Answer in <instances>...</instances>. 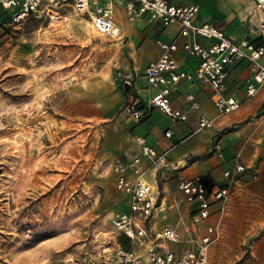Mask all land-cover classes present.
<instances>
[{
    "label": "rangeland",
    "instance_id": "1",
    "mask_svg": "<svg viewBox=\"0 0 264 264\" xmlns=\"http://www.w3.org/2000/svg\"><path fill=\"white\" fill-rule=\"evenodd\" d=\"M124 37L76 14L0 30V264H91L129 246L112 223L129 199L110 167L132 79ZM220 184L230 196L211 199L210 264H264V164ZM163 209L156 232L177 218Z\"/></svg>",
    "mask_w": 264,
    "mask_h": 264
},
{
    "label": "built area",
    "instance_id": "2",
    "mask_svg": "<svg viewBox=\"0 0 264 264\" xmlns=\"http://www.w3.org/2000/svg\"><path fill=\"white\" fill-rule=\"evenodd\" d=\"M118 3L129 21L148 16L151 22H159L164 27L179 25V36L186 38L182 49L186 54L199 58L194 71L181 70L174 56L179 50L177 40H158L163 53L145 70L149 88L154 93L143 107H139L140 103L136 100L130 99L122 111L135 121H142L153 109H157L174 121L186 122L189 110L175 106L173 100L182 80L199 79L209 84L219 115L238 110L243 101L225 94L230 67L237 61H247L253 74L254 83L247 85L246 98L251 99L260 89H264V0H252L249 11L248 22L250 26L253 24L258 33L256 39L245 37L237 40L214 23L198 24L196 19L199 5L177 6L171 0H0V30L20 26L30 20H44L54 24L76 14L89 22L101 36L119 40L123 35L116 20ZM197 37L213 42L206 46L198 42ZM126 83L131 85L130 81ZM186 100L191 103L190 109L199 107L193 94L188 95ZM216 119L202 116L197 130L213 127ZM165 135L170 137L172 131H166ZM136 140L141 147L140 154L129 159L116 157L111 162L114 185L129 199V209L117 213L112 223L119 233L130 240L131 246H118L110 253L104 252L98 261H92L91 264H210L209 252L219 236L218 227L206 224L199 231V237L191 235L189 238H184L176 226H165L158 233H153L151 225L158 199L147 174L166 164L167 152H158L143 136H137ZM214 150L222 155L218 143L214 145ZM145 159L147 164L143 163ZM242 171L244 166L238 164L235 169L226 171L224 176L232 180ZM180 188L188 203H198L192 215L196 226L209 219L212 198L226 203L230 196L228 186H213L209 189L200 178L183 180ZM225 208L222 206V213ZM137 243L148 246L146 260L136 250ZM166 243L183 244L184 247L181 250L169 249Z\"/></svg>",
    "mask_w": 264,
    "mask_h": 264
},
{
    "label": "crops",
    "instance_id": "3",
    "mask_svg": "<svg viewBox=\"0 0 264 264\" xmlns=\"http://www.w3.org/2000/svg\"><path fill=\"white\" fill-rule=\"evenodd\" d=\"M171 1L177 6L199 5L200 11L196 23H214L234 39L258 37L253 24L250 26L248 22L252 0ZM117 5L116 20L121 27L122 35L125 36V51L131 60L129 76L132 79L126 91V99H134L140 103L139 107H143L154 93V90L149 88L145 70L163 53L157 43L158 40L165 42L177 40L179 50L174 53V56L181 70L194 71L199 64V58L186 54L182 49L186 38L179 36V25L172 24L164 27L159 22H151L148 16L129 21L123 7L119 3ZM196 40L206 46L213 42L202 37H197ZM262 60L264 62V57ZM249 83H254L249 63L237 61L232 64L225 83V94L243 101V104L238 110L223 115H219V110L212 99L211 87L199 79L182 80L173 95L175 106L189 110V119L186 122L174 121L157 109H153L145 119L139 122L122 112L123 119L120 120V126L123 131L118 133V145L114 150L115 156L112 161L116 157L129 159L135 154H140L141 147L137 143V136L145 137L158 152H167L166 164L159 170H152L147 174L148 181L155 188V196L160 200V206L157 205L152 219L151 228L154 234L158 233L155 229L156 211L164 210L166 202L171 209V215L175 213L177 218L175 222L165 226L178 227L184 238H189L191 235L199 237V231L209 224L208 219L200 225L193 224L192 215L197 207L193 205L195 203L190 204L185 200L180 188L183 180L207 175L213 186H221L220 183L227 180L224 173L235 169L238 164L249 166L255 161H261L263 166L264 89H260L257 95L247 99L246 89ZM88 94L89 92L87 96ZM190 94L194 95L198 103L197 109H190L191 103L186 100ZM99 109L101 112L97 114L103 112L102 108ZM202 116L217 117L214 126L198 131ZM168 130L172 131L170 137L165 135ZM217 143L221 146V156L214 150V145ZM143 163L147 164L148 161L145 159ZM170 244L173 243H166L169 249L181 250L184 247L183 244H176L175 247ZM130 246L131 243L129 246L119 245L124 248ZM135 248L146 260L148 246L137 243Z\"/></svg>",
    "mask_w": 264,
    "mask_h": 264
},
{
    "label": "trees",
    "instance_id": "4",
    "mask_svg": "<svg viewBox=\"0 0 264 264\" xmlns=\"http://www.w3.org/2000/svg\"><path fill=\"white\" fill-rule=\"evenodd\" d=\"M200 180L205 184V185H207V187L209 188V189H211V187L213 186V184H212V181L209 179V176H203V177H200Z\"/></svg>",
    "mask_w": 264,
    "mask_h": 264
},
{
    "label": "bare ground",
    "instance_id": "5",
    "mask_svg": "<svg viewBox=\"0 0 264 264\" xmlns=\"http://www.w3.org/2000/svg\"><path fill=\"white\" fill-rule=\"evenodd\" d=\"M87 22V21H86ZM88 24H90L89 22H87ZM90 26H91V24H90ZM92 27V26H91ZM93 28V27H92ZM94 29V28H93ZM94 31L97 33V34H99L95 29H94ZM100 35V34H99ZM101 36V35H100Z\"/></svg>",
    "mask_w": 264,
    "mask_h": 264
},
{
    "label": "water",
    "instance_id": "6",
    "mask_svg": "<svg viewBox=\"0 0 264 264\" xmlns=\"http://www.w3.org/2000/svg\"><path fill=\"white\" fill-rule=\"evenodd\" d=\"M127 87H128L127 89H129V85Z\"/></svg>",
    "mask_w": 264,
    "mask_h": 264
}]
</instances>
